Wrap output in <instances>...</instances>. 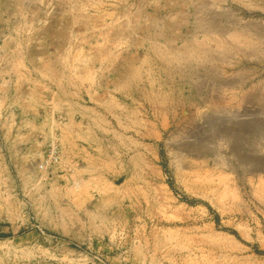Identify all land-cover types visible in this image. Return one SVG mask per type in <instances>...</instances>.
<instances>
[{"label":"rangeland","instance_id":"1","mask_svg":"<svg viewBox=\"0 0 264 264\" xmlns=\"http://www.w3.org/2000/svg\"><path fill=\"white\" fill-rule=\"evenodd\" d=\"M26 36L41 46L13 49ZM10 55L129 113L96 118L103 172H49L72 155L59 140V164L11 172L0 130V264H264V0H0V84Z\"/></svg>","mask_w":264,"mask_h":264},{"label":"crops","instance_id":"2","mask_svg":"<svg viewBox=\"0 0 264 264\" xmlns=\"http://www.w3.org/2000/svg\"><path fill=\"white\" fill-rule=\"evenodd\" d=\"M47 27L44 30L41 24L39 28L49 42V38L56 37L55 31L58 32V29L53 30ZM69 29L68 34L61 36L62 41L55 46L51 44V48H71L73 46L74 37H76L74 32L78 31L75 27ZM31 31H33V26ZM26 38L23 42L12 45L13 49L20 48L23 44H25V49L30 48V50L38 48L34 46H41L29 40L28 36ZM4 43L8 46L6 50L10 51L9 46L12 40L7 39ZM110 43L114 46V42L110 41ZM25 58L29 59V54L27 57L22 56L23 61ZM5 59L8 60V64L12 65L10 71H14L8 75V81L4 79V83L0 84V130L3 135V144L8 149L7 160L11 162V172H40L38 166L44 162L46 148L53 140H59L60 145L66 146L65 149L68 150L67 152H72V155H64L63 150L61 164L51 167L49 172H103L102 168L94 169L90 164L96 163V160L106 164V145L110 143L111 138H98L96 130L104 129L107 133V129H113V125L112 122H98L96 118L103 108L107 109L109 103L120 105L123 110H127V113H129L128 107L122 105L117 97L108 91L81 89L79 86L51 89L52 87L48 85H53V83L45 80L42 67L44 63L42 61L40 63L39 57L34 59L40 63L35 70L37 79L33 78V72L27 68L23 72L22 62L16 61L14 55ZM110 63L113 66V62ZM138 70L139 67L135 65L129 68L116 66L106 73L105 80L121 82L137 80L139 78L134 75H139ZM113 73L116 74L115 77H111ZM11 93L12 95L9 96L8 94ZM127 93L130 95L129 92ZM84 99H87L91 105H86ZM130 113L132 117H136V128H143L144 118L141 112L137 109ZM110 134L112 135V131ZM91 144L104 145L103 159L94 157ZM64 146H62L63 149ZM97 175L106 174L98 173Z\"/></svg>","mask_w":264,"mask_h":264},{"label":"built area","instance_id":"3","mask_svg":"<svg viewBox=\"0 0 264 264\" xmlns=\"http://www.w3.org/2000/svg\"><path fill=\"white\" fill-rule=\"evenodd\" d=\"M60 162V158L56 152V148L51 144L47 151L45 163L42 166H39V169L44 170L48 165H57Z\"/></svg>","mask_w":264,"mask_h":264},{"label":"bare ground","instance_id":"4","mask_svg":"<svg viewBox=\"0 0 264 264\" xmlns=\"http://www.w3.org/2000/svg\"><path fill=\"white\" fill-rule=\"evenodd\" d=\"M237 40H238V39H237ZM213 50H214V49H213ZM191 53H192V52H191ZM205 53H206V52H205ZM187 54H189V53H187ZM194 55H195V54H194ZM185 56H186V55H185ZM187 56H188V55H187ZM187 56H186V57H187ZM189 58H190V57H189ZM205 58H206V57H205ZM186 59H187V58H186Z\"/></svg>","mask_w":264,"mask_h":264},{"label":"trees","instance_id":"5","mask_svg":"<svg viewBox=\"0 0 264 264\" xmlns=\"http://www.w3.org/2000/svg\"><path fill=\"white\" fill-rule=\"evenodd\" d=\"M186 202H187V203H190V202H188L187 200H186ZM262 253H264V252H262Z\"/></svg>","mask_w":264,"mask_h":264}]
</instances>
